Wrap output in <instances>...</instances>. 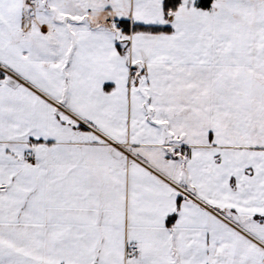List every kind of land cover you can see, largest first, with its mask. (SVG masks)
<instances>
[{
  "label": "snow or ice",
  "instance_id": "snow-or-ice-1",
  "mask_svg": "<svg viewBox=\"0 0 264 264\" xmlns=\"http://www.w3.org/2000/svg\"><path fill=\"white\" fill-rule=\"evenodd\" d=\"M0 264H264V0H0Z\"/></svg>",
  "mask_w": 264,
  "mask_h": 264
}]
</instances>
